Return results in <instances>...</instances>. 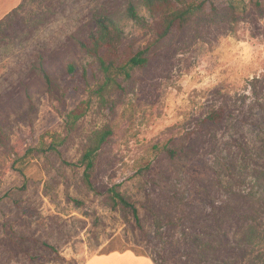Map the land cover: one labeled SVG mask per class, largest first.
<instances>
[{
	"label": "rangeland",
	"instance_id": "obj_1",
	"mask_svg": "<svg viewBox=\"0 0 264 264\" xmlns=\"http://www.w3.org/2000/svg\"><path fill=\"white\" fill-rule=\"evenodd\" d=\"M255 1L215 0L216 13L163 39L142 0L26 1L40 26L0 37V264H264V0ZM95 13L111 15L134 50L151 45L126 91L104 98L105 76L78 41ZM219 109L220 121L207 119ZM104 125L112 135L88 188L78 161ZM114 185L139 218L111 207Z\"/></svg>",
	"mask_w": 264,
	"mask_h": 264
},
{
	"label": "trees",
	"instance_id": "obj_2",
	"mask_svg": "<svg viewBox=\"0 0 264 264\" xmlns=\"http://www.w3.org/2000/svg\"><path fill=\"white\" fill-rule=\"evenodd\" d=\"M27 0H23L17 7L0 19V37L9 39L13 33L23 32L38 28L33 14L30 18L26 14L28 10ZM144 5L156 17L154 30L157 39H163L171 33L183 29L193 21L200 20L204 16L218 11L215 0H142ZM255 3H261L256 0ZM32 12V11H31ZM128 14L132 18H138L137 8L134 4L128 7ZM32 21L28 26L27 24ZM40 26V24H39ZM30 29V30H32ZM79 45L89 56L97 62L101 73L105 76L103 83L99 85L98 94L102 95L106 90L126 91V83L137 70L143 69L150 56L151 45L148 44L134 50L131 45L125 43L116 20L109 14L95 13L87 25L85 35L78 37ZM67 73H73L75 65L72 62L65 63ZM38 69L46 82L52 84V75L46 66L44 59H40ZM104 98V95H102ZM223 117L221 109L209 113L207 119L218 122ZM112 135V129L108 125L93 131L87 138L82 149V155L78 164L84 167L83 181L88 188H93L98 160L101 149ZM7 136L4 133L0 115V143L6 144ZM51 148L56 149L55 143ZM33 150H29L23 157L16 160L21 164L30 156ZM119 185H114L108 190L107 198L113 209H124L133 212L139 218L135 204L119 191ZM78 202V201H77Z\"/></svg>",
	"mask_w": 264,
	"mask_h": 264
},
{
	"label": "crops",
	"instance_id": "obj_3",
	"mask_svg": "<svg viewBox=\"0 0 264 264\" xmlns=\"http://www.w3.org/2000/svg\"><path fill=\"white\" fill-rule=\"evenodd\" d=\"M21 0H0V7L2 6V3H6V2H8V3H16V5L18 6L19 4H17V3H21L20 2ZM17 6H15V7H17ZM14 7V8H15ZM13 8V9H14ZM10 12V11H9ZM8 12V13H9ZM7 14V13H6ZM4 16H3V14H1V12H0V19H2ZM144 257H146V256H144ZM146 258H148L149 260H151V261H153L152 259H150L149 257H146ZM155 264V263H154Z\"/></svg>",
	"mask_w": 264,
	"mask_h": 264
}]
</instances>
